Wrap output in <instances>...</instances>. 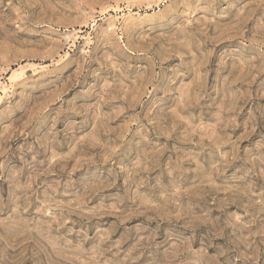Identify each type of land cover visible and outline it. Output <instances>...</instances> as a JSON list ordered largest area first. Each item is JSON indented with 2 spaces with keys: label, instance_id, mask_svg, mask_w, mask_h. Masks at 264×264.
<instances>
[{
  "label": "rangeland",
  "instance_id": "obj_1",
  "mask_svg": "<svg viewBox=\"0 0 264 264\" xmlns=\"http://www.w3.org/2000/svg\"><path fill=\"white\" fill-rule=\"evenodd\" d=\"M0 264H264V0H0Z\"/></svg>",
  "mask_w": 264,
  "mask_h": 264
}]
</instances>
